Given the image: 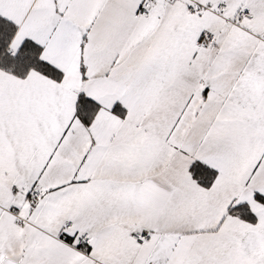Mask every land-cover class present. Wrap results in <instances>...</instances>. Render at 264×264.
Returning a JSON list of instances; mask_svg holds the SVG:
<instances>
[{"label":"snow or ice","instance_id":"snow-or-ice-1","mask_svg":"<svg viewBox=\"0 0 264 264\" xmlns=\"http://www.w3.org/2000/svg\"><path fill=\"white\" fill-rule=\"evenodd\" d=\"M0 264H264V0H0Z\"/></svg>","mask_w":264,"mask_h":264}]
</instances>
